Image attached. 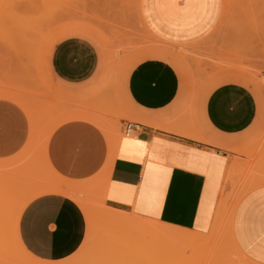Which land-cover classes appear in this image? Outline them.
<instances>
[{
  "label": "crops",
  "instance_id": "crops-1",
  "mask_svg": "<svg viewBox=\"0 0 264 264\" xmlns=\"http://www.w3.org/2000/svg\"><path fill=\"white\" fill-rule=\"evenodd\" d=\"M156 1L147 0L150 7ZM143 2L140 0L144 24L156 38L171 45L183 46L201 39L217 17V1L202 0V12L189 27L171 31L161 23L152 25L153 32L142 13ZM177 3L184 6L185 0ZM154 48L160 53L170 51ZM105 58L93 39L74 33L52 44L48 64L66 95L82 97L102 83ZM238 76L231 72L218 76L205 97L182 84L176 68L159 57L144 58L131 66L123 80L118 77L113 83L115 94L114 85L106 93L116 101L123 100L138 122L117 118L122 136L115 132L118 137L105 178V203L179 230L207 233L220 195L231 194L238 176L233 174L234 162L238 161L232 159L230 148L238 145L237 136L252 126L257 115L256 98ZM79 109L73 113L75 118L61 122L50 132L44 153L62 180L86 184L102 173L110 157V145L104 131L85 118L88 110L83 106ZM129 122L135 123V129L125 134ZM31 131L24 109L0 98V159L20 153L29 143ZM239 164L245 168V162ZM244 168L241 177L247 176ZM249 190L237 204L232 235L252 264H264V183ZM86 229L80 206L61 192L35 196L18 219L24 248L35 258L49 262L74 254L84 241Z\"/></svg>",
  "mask_w": 264,
  "mask_h": 264
},
{
  "label": "rangeland",
  "instance_id": "rangeland-1",
  "mask_svg": "<svg viewBox=\"0 0 264 264\" xmlns=\"http://www.w3.org/2000/svg\"><path fill=\"white\" fill-rule=\"evenodd\" d=\"M216 1L217 17L210 30L201 39L178 46L163 42L150 32L140 13V0H0V93L5 95L0 94V98L12 100L17 96L12 101L30 107L37 120L36 138L30 149L21 154L23 161L20 157L3 159L7 161L0 159L3 165L0 168V264H172L174 261L180 264H228L230 261L225 260H235L237 250L242 253L232 230L229 232L235 204L246 191L264 183V0ZM201 2L185 0L184 6H179L177 0H157L150 7L144 0L142 13L148 18L153 32L152 25L161 23L164 28L174 31L195 22L198 13L202 12ZM74 33L93 39L106 57L102 83L82 97L66 95L48 64L52 44L63 35ZM154 47H165L170 51L160 53ZM148 57L170 62L178 71L181 83L193 93L199 92L205 97L218 76L231 72L239 75L256 98V119L241 137L237 136L240 139L238 145L230 148L234 154L232 159L238 161L234 162L233 174L238 176L234 178L232 192L226 196L222 208L225 216L221 213L220 226L216 225L220 227L219 230L216 228L217 233L220 232L216 238H222L221 241L215 239L219 242L213 243L215 246L211 248L207 245L162 248L160 240L147 238L145 241L140 235L114 238L117 229L111 234L109 225L100 220L101 208H112L102 200L103 179L97 187L86 183L78 189L81 193L77 197L82 195L90 209L89 219H85L86 236L80 248L59 262L35 258L15 242L12 229L17 211L23 209L31 193L47 186L49 173L43 169L41 147L48 128L60 116L71 115L83 106L121 137V123L117 118L138 121L123 100L116 101L117 98L109 97L106 92L118 77L125 78L132 65ZM115 88L114 85V94ZM239 162H245V168ZM242 168L248 170L246 177L239 176ZM34 169L39 172L33 173ZM251 179L255 185H249ZM227 207L230 209L225 212ZM119 211L132 215L131 211ZM223 223H228L229 228ZM222 226H225L223 230Z\"/></svg>",
  "mask_w": 264,
  "mask_h": 264
},
{
  "label": "bare ground",
  "instance_id": "bare-ground-1",
  "mask_svg": "<svg viewBox=\"0 0 264 264\" xmlns=\"http://www.w3.org/2000/svg\"><path fill=\"white\" fill-rule=\"evenodd\" d=\"M136 4V3H135ZM137 6V5H136ZM244 66V65H243ZM2 96H5L4 93H0ZM13 97V96H12ZM17 97V96H16ZM15 97V98H16ZM14 98V99H15ZM12 100H14L13 98H11ZM21 100V99H20ZM15 101V100H14ZM17 101V100H16ZM26 101V100H25ZM18 102V101H17ZM22 103V102H20ZM27 104V103H26ZM18 105H19V102H18ZM23 104H21V107H22ZM24 107V108H23ZM22 108L25 109L29 119H30V122H31V127H32V131H31V138H29V143L26 144L27 146L25 148H23L20 153H18L17 155L14 156V159H18L17 157H20L21 154H23L24 152H26L29 148V146H31L30 144L32 143V140L34 141V137L36 132H37V123H36V118H35V115L33 114V112H31L29 109L26 107V106H23ZM66 113V112H65ZM72 115H68L66 114L65 117H62L60 116L61 118L60 119H56V121H54V123L52 125H50V127L48 128L47 132H46V135H45V138L42 142V149H41V152H42V157H43V161H44V167L43 169H46L47 173H49V178H48V181L46 182L47 186L39 189V190H36L34 191L33 193H31V195L27 198V201H26V204L28 201H30L32 198H34L35 196L37 195H40V194H43V193H51V192H61L63 194H66L68 196H70L81 208L83 214H84V217L86 220L89 219V207H88V202L84 199V197L81 195V197H77L79 196V194L81 192H78L80 190L79 187L80 185H85L84 183L82 184H77V183H74V182H67V181H64L62 180V178H60L53 170L52 168L50 167V165L47 163L46 161V158H45V153H44V142L46 140V138L48 137V135L50 134V132L58 125L60 124L61 122L65 121V120H68V119H71V118H75L76 114H73L71 113ZM62 115V114H61ZM74 116V117H72ZM88 117V120H91L93 122H95L103 131L104 133L106 134V137L108 139V142H109V145H110V154H109V159H108V162L105 166V168L103 169L102 173L99 174L98 176H96L95 178H93L89 184H92V185H95L97 187V185H101V181L103 179L106 178L107 175V170L109 168V165H110V162H111V159H112V156H113V149H114V142L115 140L117 139L118 135L115 133V131L113 132L112 130L110 131V127L108 128L106 125H108L107 123H104V121H102L101 119H98L90 114H86V117ZM103 122V124L100 122ZM106 124V125H105ZM109 126V125H108ZM114 130V129H113ZM33 146V145H32ZM34 148V147H33ZM25 149V150H24ZM30 149V148H29ZM256 150V149H255ZM34 151V150H33ZM32 151V152H33ZM29 152V151H28ZM31 156V155H30ZM13 158V157H12ZM11 158V159H12ZM29 158V157H28ZM12 159V160H14ZM20 159L22 160V158L20 157ZM10 160V159H9ZM8 160V161H9ZM264 160V159H263ZM3 161H7V160H3ZM16 161V160H15ZM23 161V160H22ZM11 162V161H10ZM261 163V162H260ZM2 163H0V168ZM5 164V163H4ZM12 164V163H11ZM15 164V162H14ZM20 164V163H19ZM37 165V164H36ZM261 165V164H260ZM259 166V165H258ZM10 167V166H9ZM39 169V168H38ZM35 170L34 169V172L33 173H38L39 171ZM252 172V171H251ZM256 172V171H255ZM257 173V172H256ZM255 175V173H254ZM258 176V175H257ZM255 179V178H254ZM254 179H251L250 180V183H253L256 181H253ZM258 179V178H257ZM263 179V178H262ZM108 180V179H107ZM107 180H106V183L105 185L103 186L104 188L101 189L100 191L102 192V200H103V203L105 202V195H104V190H105V187L107 186ZM260 180V179H258ZM249 182V181H248ZM258 182V181H256ZM261 182V181H260ZM262 183V182H261ZM248 184H246L247 186ZM249 185H248V188L249 189ZM253 185H255L253 183ZM259 185V184H258ZM90 186V185H89ZM251 186V185H250ZM82 188V186L80 187V189ZM93 189V187H91ZM251 188V187H250ZM226 189V188H225ZM224 191V190H222ZM228 191V189H227ZM232 192V191H231ZM247 192V191H246ZM245 192V193H246ZM230 193V191H229ZM228 194V193H227ZM243 195V194H242ZM244 196V195H243ZM235 197V196H234ZM241 197V196H240ZM230 198V196H229ZM240 199V198H238ZM226 195L222 194V196L220 195V200L218 202V207H216V213H215V217H214V221L212 223V227L210 229V232L208 234H200V233H196V232H191L189 230H181L179 231L177 227L175 226H172V225H168V224H164V223H158V222H155V221H150V220H146V219H142L140 218L139 216L135 215L132 213V215H127L125 214L124 212L122 211H119V210H116V209H112V208H101V211H100V220H102L104 223L108 224L109 227H110V233L112 234V232H115L116 229V234L114 233V238L115 236H119L122 238V235H124V239L128 238V237H134V235H140V237L142 239H152V240H160L161 241V244H160V247H164V248H170V247H178V246H188V247H194V246H202V245H207L208 248H211L212 246H215V244L213 245V243H216L215 239H218L216 238V236H218V234L220 233H217L218 231H216V228H220V227H217L216 225L218 224V219L220 217V214L223 215V210L222 208H224V203L226 202ZM236 201V199H235ZM238 202V200H237ZM25 204V205H26ZM50 204V203H49ZM227 204V203H226ZM237 205V204H235ZM227 206V205H226ZM233 207V206H232ZM227 209L228 207L225 209V212H227ZM230 209V208H229ZM228 209V210H229ZM18 213L16 214L15 216V226L14 228L12 229V233H13V236H14V239H15V242L21 246L22 248H24V246L22 245L21 241H20V238H19V235H18V219H19V216H20V213H21V210L17 211ZM53 216V215H51ZM225 216V214L223 215ZM47 218V217H46ZM224 217H222L223 219ZM221 219V220H222ZM227 220V218H224ZM44 220V219H43ZM227 222V221H226ZM229 222V221H228ZM91 223H93L91 221ZM230 223V222H229ZM40 224V223H39ZM220 224V223H219ZM218 224V225H219ZM223 225H225L223 223ZM227 225L229 226V224L227 223ZM225 225V226H227ZM38 226V225H37ZM93 226V225H92ZM220 226V225H219ZM224 226V227H225ZM227 226V227H228ZM119 228H123L122 230L118 229ZM223 226L221 227L223 230L224 228ZM229 228V227H228ZM45 230V229H44ZM219 230V229H218ZM227 231V229H226ZM231 233V229L229 231ZM48 233V232H47ZM228 233V232H227ZM41 234V233H39ZM229 235V234H228ZM227 235V236H228ZM220 236V234H219ZM148 239V240H149ZM222 238H220L219 241H221ZM232 239V238H231ZM235 239V238H234ZM225 240V239H224ZM223 240V241H224ZM146 241V240H145ZM151 241V240H149ZM218 241V242H219ZM227 241V239H226ZM217 242V243H218ZM229 241H227L228 243ZM152 243V241H151ZM216 243V244H217ZM120 244V243H119ZM156 244V243H155ZM229 244V243H228ZM235 244V243H234ZM123 245V244H122ZM159 245V243L157 244ZM219 245V244H218ZM217 245V246H218ZM159 247V246H158ZM206 247V246H205ZM25 249V248H24ZM233 249V248H232ZM236 249V247H235ZM237 250V249H236ZM237 254V258L234 260H232V258H229L227 260H225L226 262L230 261V262H240V263H243V264H252L248 258H246L241 252H238V250L236 251ZM235 253V251H234ZM169 256V255H168ZM234 256V254H233ZM226 257V256H225ZM232 257V256H231ZM236 257V256H235ZM171 258V257H169ZM217 263V262H216ZM223 263V262H222ZM172 264H180L176 261H174Z\"/></svg>",
  "mask_w": 264,
  "mask_h": 264
},
{
  "label": "built area",
  "instance_id": "built-area-1",
  "mask_svg": "<svg viewBox=\"0 0 264 264\" xmlns=\"http://www.w3.org/2000/svg\"><path fill=\"white\" fill-rule=\"evenodd\" d=\"M135 129V123L129 122L124 127V133L125 134H132Z\"/></svg>",
  "mask_w": 264,
  "mask_h": 264
}]
</instances>
